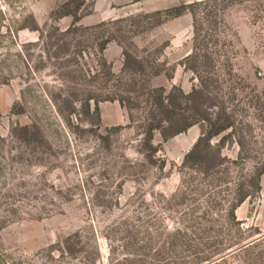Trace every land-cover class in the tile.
I'll return each instance as SVG.
<instances>
[{
  "label": "rangeland",
  "instance_id": "rangeland-1",
  "mask_svg": "<svg viewBox=\"0 0 264 264\" xmlns=\"http://www.w3.org/2000/svg\"><path fill=\"white\" fill-rule=\"evenodd\" d=\"M263 165L264 0H0V264H264Z\"/></svg>",
  "mask_w": 264,
  "mask_h": 264
},
{
  "label": "trees",
  "instance_id": "trees-1",
  "mask_svg": "<svg viewBox=\"0 0 264 264\" xmlns=\"http://www.w3.org/2000/svg\"><path fill=\"white\" fill-rule=\"evenodd\" d=\"M179 9V8H176ZM164 94L163 91L159 94V100L163 102ZM96 102V101H95ZM98 106V103H97ZM230 114L227 111V107L225 105L222 106L221 111L217 116H208L203 117L204 121L206 122L205 125L202 127L201 134L198 136L197 140L195 141L193 147L188 150L184 156L183 163H199L201 161H204L203 159L206 158L204 156V152L202 149V146L209 145L211 146L210 140H212L213 137L216 135L221 134L224 130H227L231 126H234L233 121L229 119ZM209 127H207V126ZM155 128H158V126H155ZM151 138L153 137L152 131H150ZM167 134L164 135L165 138H167ZM264 172V165L261 167V169L258 171V175L261 176ZM249 196V195H248ZM247 195H243L239 198L237 201V205L242 203L247 197ZM232 215L235 217V212L233 211Z\"/></svg>",
  "mask_w": 264,
  "mask_h": 264
}]
</instances>
